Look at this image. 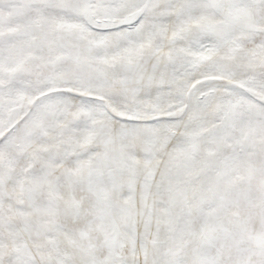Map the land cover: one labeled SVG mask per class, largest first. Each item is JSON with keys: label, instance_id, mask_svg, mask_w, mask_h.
Masks as SVG:
<instances>
[{"label": "snow or ice", "instance_id": "1", "mask_svg": "<svg viewBox=\"0 0 264 264\" xmlns=\"http://www.w3.org/2000/svg\"><path fill=\"white\" fill-rule=\"evenodd\" d=\"M0 264H264V0H0Z\"/></svg>", "mask_w": 264, "mask_h": 264}]
</instances>
